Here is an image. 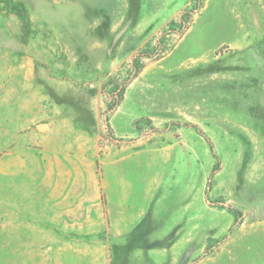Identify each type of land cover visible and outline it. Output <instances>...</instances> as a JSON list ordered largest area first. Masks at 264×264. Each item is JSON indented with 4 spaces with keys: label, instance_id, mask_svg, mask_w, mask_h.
I'll list each match as a JSON object with an SVG mask.
<instances>
[{
    "label": "rangeland",
    "instance_id": "374dc122",
    "mask_svg": "<svg viewBox=\"0 0 264 264\" xmlns=\"http://www.w3.org/2000/svg\"><path fill=\"white\" fill-rule=\"evenodd\" d=\"M0 264H264V0H0Z\"/></svg>",
    "mask_w": 264,
    "mask_h": 264
},
{
    "label": "trees",
    "instance_id": "16d2710c",
    "mask_svg": "<svg viewBox=\"0 0 264 264\" xmlns=\"http://www.w3.org/2000/svg\"><path fill=\"white\" fill-rule=\"evenodd\" d=\"M106 127H109V125H108V121L106 122ZM194 127H195V126H194ZM195 129H197V131H198V128H195ZM199 134H200L201 136H203V137L206 139V141H207V143H208V145H209V150H210L212 156L214 157V159L216 160V165H219V160H218L217 155H216V153H215V150H214L213 144H212V143L210 142V140L205 136L204 133H202V132L199 131Z\"/></svg>",
    "mask_w": 264,
    "mask_h": 264
}]
</instances>
